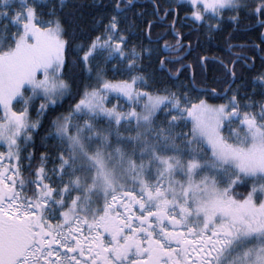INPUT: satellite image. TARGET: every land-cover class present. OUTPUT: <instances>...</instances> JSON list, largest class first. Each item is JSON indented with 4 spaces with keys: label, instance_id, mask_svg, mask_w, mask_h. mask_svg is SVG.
Returning <instances> with one entry per match:
<instances>
[{
    "label": "snow or ice",
    "instance_id": "obj_1",
    "mask_svg": "<svg viewBox=\"0 0 264 264\" xmlns=\"http://www.w3.org/2000/svg\"><path fill=\"white\" fill-rule=\"evenodd\" d=\"M149 5L0 0V264H264V0Z\"/></svg>",
    "mask_w": 264,
    "mask_h": 264
},
{
    "label": "trees",
    "instance_id": "obj_2",
    "mask_svg": "<svg viewBox=\"0 0 264 264\" xmlns=\"http://www.w3.org/2000/svg\"><path fill=\"white\" fill-rule=\"evenodd\" d=\"M169 2H172V0H169ZM138 4L141 5H148V12H151V7L149 5V0H137ZM184 13L180 14V20L177 22V27L180 31H182L188 39L192 41L193 49L189 51H182L180 53L176 52H165V55L168 56L171 59H177L182 58L184 65H191L187 71L184 72V75L181 77L183 83L187 85L190 89H192L193 92L203 90L205 88H210L212 86L219 87V81L222 78V72L218 68H209L208 71H202L200 67L198 66V57L200 55H208L209 57H222L224 59H229L230 56L227 52V46L225 44V37L220 36L216 39L212 40L211 42H206L205 37L203 35H200L197 31L193 29V26L187 22H184L181 24V21H183ZM165 34V29L163 27H157L153 31V40H156L157 37L162 36ZM256 33H250V34H239L236 38L233 39V43H245L247 41H255ZM168 43L170 45L175 46V39L171 34L167 35ZM197 40L200 41L199 45H197ZM185 44H187V40H185ZM161 50L163 51V41H160ZM259 55V53L257 54ZM177 67H180L179 64L176 65ZM260 62L257 59L256 61V68L259 69ZM238 71L240 69L238 68ZM243 75L245 78H248L251 75V70H246L243 72ZM210 103H221L223 102L220 99H210ZM20 105H16V108L18 109ZM68 103H65L64 108L67 109ZM34 115V114H33ZM191 125H189L190 127ZM46 141L37 138L36 139V148L29 149V151H35L37 155H39V152L44 148L46 145ZM51 150V148H49ZM51 167V165H49ZM25 176H27V173H25Z\"/></svg>",
    "mask_w": 264,
    "mask_h": 264
},
{
    "label": "rangeland",
    "instance_id": "obj_3",
    "mask_svg": "<svg viewBox=\"0 0 264 264\" xmlns=\"http://www.w3.org/2000/svg\"><path fill=\"white\" fill-rule=\"evenodd\" d=\"M0 115H2V110H0Z\"/></svg>",
    "mask_w": 264,
    "mask_h": 264
}]
</instances>
